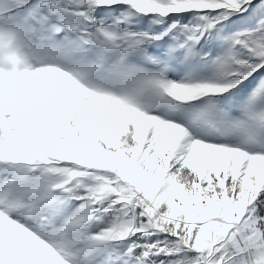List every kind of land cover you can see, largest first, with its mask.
I'll list each match as a JSON object with an SVG mask.
<instances>
[{"label": "snow or ice", "instance_id": "snow-or-ice-1", "mask_svg": "<svg viewBox=\"0 0 264 264\" xmlns=\"http://www.w3.org/2000/svg\"><path fill=\"white\" fill-rule=\"evenodd\" d=\"M0 264H264V0H0Z\"/></svg>", "mask_w": 264, "mask_h": 264}]
</instances>
